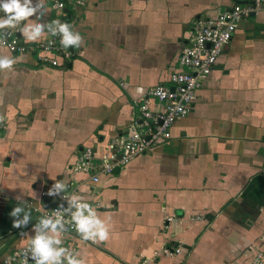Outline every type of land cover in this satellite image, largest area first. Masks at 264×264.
<instances>
[{
	"label": "crops",
	"instance_id": "crops-1",
	"mask_svg": "<svg viewBox=\"0 0 264 264\" xmlns=\"http://www.w3.org/2000/svg\"><path fill=\"white\" fill-rule=\"evenodd\" d=\"M56 1L83 38L70 60L42 67L0 49L16 60L0 70V257L30 243L61 181L80 186L109 230L97 245L61 235L85 264H250L264 250V12L241 21L171 140L94 185L69 170L81 150L100 157L125 135L145 91L169 85L198 20L236 0H44L46 14L24 25L57 21Z\"/></svg>",
	"mask_w": 264,
	"mask_h": 264
},
{
	"label": "built area",
	"instance_id": "built-area-1",
	"mask_svg": "<svg viewBox=\"0 0 264 264\" xmlns=\"http://www.w3.org/2000/svg\"><path fill=\"white\" fill-rule=\"evenodd\" d=\"M244 1H248L249 4L236 3L214 18L199 19L191 37L180 51L179 68L170 75L169 85H158L147 89L138 102L137 115L130 123L126 134L107 143L100 157L96 156L93 147H84L76 161L70 165L69 170L73 174L89 176L90 181L87 182L96 185L101 182L102 176L112 177L115 170H122L137 157L170 141L173 124L189 116L193 111L198 91L210 77L214 65L231 42L241 21L254 12H264V0ZM76 4L83 6L84 2L78 0ZM65 8L66 4L63 1H56L53 5L57 19L62 23H66L68 16ZM4 16L5 13L0 11V17ZM22 27L24 22L15 29L0 30V49L15 56H34L42 67H61L65 61L71 59L72 52L61 45L60 35H53L49 31L48 38L27 43L20 31ZM153 105L159 108L154 109ZM79 189V185L74 186L73 182L67 183L65 190L58 195V202L47 210L43 217H54L61 205L67 209L68 200L64 197L79 196L83 202L89 204L83 199ZM42 195L44 196L45 193ZM64 221L67 230L62 233L63 235L68 232H77L70 213H64ZM90 242L93 245L98 244ZM62 246L73 252L68 245ZM29 248L30 243L7 252L0 257V264H35ZM180 252L179 247H165L163 250L167 256H175ZM156 255L158 256L159 253L157 252ZM250 264H264V250L258 253Z\"/></svg>",
	"mask_w": 264,
	"mask_h": 264
},
{
	"label": "clouds",
	"instance_id": "clouds-1",
	"mask_svg": "<svg viewBox=\"0 0 264 264\" xmlns=\"http://www.w3.org/2000/svg\"><path fill=\"white\" fill-rule=\"evenodd\" d=\"M40 9L43 11L39 12ZM0 11L5 13L4 17H0V30L15 29L38 12L37 21L46 14L44 0H37L34 5L33 0H0ZM45 28L53 35L61 36V45L64 48L79 47L83 43L82 36L79 32L73 31L72 25L59 20L51 24L31 22L25 24L20 31L27 41L35 42L45 34ZM15 63L16 60L13 58L0 56V70L11 71ZM65 188L66 185L63 182L56 181L48 195H57ZM64 198L68 200L67 209L61 205L54 217H41L34 225L35 236L30 240L29 251L35 264H65V261L67 264H85L84 259L78 258L79 253H73L69 248L61 246V235L67 230L64 221L65 212L71 214V221L83 240L99 243L109 238V230L105 221L98 216L90 204L83 202L81 197L75 195L71 198ZM17 199L20 198L17 197ZM23 211L22 207L17 206L10 215L18 218ZM30 219V214H24L23 219L14 220L13 226L16 228L27 226Z\"/></svg>",
	"mask_w": 264,
	"mask_h": 264
},
{
	"label": "water",
	"instance_id": "water-1",
	"mask_svg": "<svg viewBox=\"0 0 264 264\" xmlns=\"http://www.w3.org/2000/svg\"><path fill=\"white\" fill-rule=\"evenodd\" d=\"M236 3L241 4V5L249 4L248 1H237V0H236ZM66 11L68 12L67 9H66ZM253 14H254V13H252V15H253ZM118 172H119V169L115 170V173H118Z\"/></svg>",
	"mask_w": 264,
	"mask_h": 264
},
{
	"label": "trees",
	"instance_id": "trees-1",
	"mask_svg": "<svg viewBox=\"0 0 264 264\" xmlns=\"http://www.w3.org/2000/svg\"><path fill=\"white\" fill-rule=\"evenodd\" d=\"M68 24H69V22H68Z\"/></svg>",
	"mask_w": 264,
	"mask_h": 264
}]
</instances>
